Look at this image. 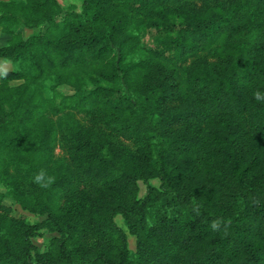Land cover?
I'll return each mask as SVG.
<instances>
[{"label":"trees","instance_id":"1","mask_svg":"<svg viewBox=\"0 0 264 264\" xmlns=\"http://www.w3.org/2000/svg\"><path fill=\"white\" fill-rule=\"evenodd\" d=\"M81 1L0 2V264H264V0Z\"/></svg>","mask_w":264,"mask_h":264},{"label":"rangeland","instance_id":"2","mask_svg":"<svg viewBox=\"0 0 264 264\" xmlns=\"http://www.w3.org/2000/svg\"><path fill=\"white\" fill-rule=\"evenodd\" d=\"M1 1H8V0H0ZM20 1H26V0H20ZM59 1L63 6L65 7H73L75 8V10L80 11L81 7H82V1L81 0H57ZM64 20L63 15L60 16L57 19V23H61ZM23 33L25 35V37L27 38L29 35L31 34H38L39 30H23ZM10 35L7 34H2L0 33V47L5 45L8 40L10 39ZM16 69V65L13 61L11 60H6V59H0V79L3 76V74L7 71H14ZM60 91L66 93V94H72L74 93V90L72 87L68 86V85H64L61 86L59 88ZM125 146L127 147V153H126V157H129L131 160V154L133 151V147L130 144H125ZM128 158V159H129ZM131 169L134 173H136L137 175H141V169L140 167H138V165L131 164ZM154 184H157L158 181L154 180L153 181ZM140 185H141V195H144L146 193V186L144 184V182L141 180L140 181ZM6 204L11 206L13 208V214L17 217V218H21V219H26V220H30V221H36L38 220V217L30 214L27 211H24L20 205L16 204L13 200L11 199H7L6 200ZM117 222L118 224L129 234L130 237V244H131V248L133 250L137 249V239L135 236L130 234L129 228L127 226V224L125 223V221L123 220V218L118 217L117 218ZM56 236L55 233H50L47 234L46 236L42 237V238H36L34 239V242L40 247V249L44 250L46 243L52 238ZM183 244H177L171 241L166 242V244H164V249L170 254V255H177V254H181L183 249H182Z\"/></svg>","mask_w":264,"mask_h":264},{"label":"clouds","instance_id":"3","mask_svg":"<svg viewBox=\"0 0 264 264\" xmlns=\"http://www.w3.org/2000/svg\"><path fill=\"white\" fill-rule=\"evenodd\" d=\"M254 95H255V98H256L257 100H264V94H262V93H260V92H256ZM35 179H36L37 182H42V181H44V179H45V175H44V173H43V172L39 173V174L35 177ZM49 180H50V178H49ZM45 186H46V185H45Z\"/></svg>","mask_w":264,"mask_h":264}]
</instances>
